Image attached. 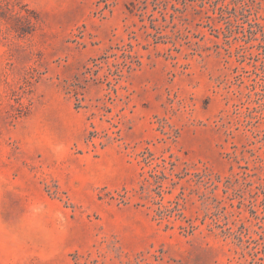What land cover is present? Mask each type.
<instances>
[{
  "label": "rangeland",
  "instance_id": "obj_1",
  "mask_svg": "<svg viewBox=\"0 0 264 264\" xmlns=\"http://www.w3.org/2000/svg\"><path fill=\"white\" fill-rule=\"evenodd\" d=\"M0 264H264V0H0Z\"/></svg>",
  "mask_w": 264,
  "mask_h": 264
}]
</instances>
